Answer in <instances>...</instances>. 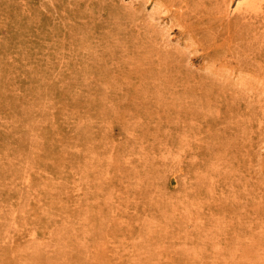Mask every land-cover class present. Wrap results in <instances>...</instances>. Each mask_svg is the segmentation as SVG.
Returning <instances> with one entry per match:
<instances>
[{"label":"rangeland","instance_id":"374dc122","mask_svg":"<svg viewBox=\"0 0 264 264\" xmlns=\"http://www.w3.org/2000/svg\"><path fill=\"white\" fill-rule=\"evenodd\" d=\"M0 264H264V0H0Z\"/></svg>","mask_w":264,"mask_h":264},{"label":"bare ground","instance_id":"6f19581e","mask_svg":"<svg viewBox=\"0 0 264 264\" xmlns=\"http://www.w3.org/2000/svg\"><path fill=\"white\" fill-rule=\"evenodd\" d=\"M255 1V0H254ZM253 2V1H252Z\"/></svg>","mask_w":264,"mask_h":264}]
</instances>
